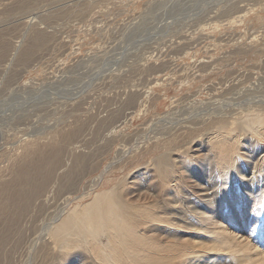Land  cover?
Returning <instances> with one entry per match:
<instances>
[{
  "label": "bare ground",
  "instance_id": "obj_1",
  "mask_svg": "<svg viewBox=\"0 0 264 264\" xmlns=\"http://www.w3.org/2000/svg\"><path fill=\"white\" fill-rule=\"evenodd\" d=\"M24 1L30 0H0L1 10ZM81 2L83 13L94 9L95 0ZM262 7L264 0H219L205 13L213 11L214 18L200 28L165 50L154 48L128 61L127 71L137 65L133 72L139 78L121 87L111 78L106 91L94 96L97 102L88 100L91 96L81 99L79 88L48 94L58 106V120L49 131L31 133L23 127L25 135L23 130L8 141L2 122L0 264H264V103H236L232 90L243 75L228 77L219 90L206 86L201 104L195 98L199 91L173 98L170 110L151 118L146 128L122 132L134 110L146 106L141 90L168 77L171 63H151V58L164 52L185 55L204 72L219 61L195 65L199 41L233 42L235 49L240 37L234 30ZM32 18L0 27V87L17 82L58 39L56 30L43 29ZM21 25L27 29L12 37V28ZM218 33L224 34L216 38ZM250 36L264 40V30ZM144 70L149 79H141ZM226 94L225 101L216 98ZM116 139L119 148L113 150ZM104 154L111 155L109 165L83 184ZM127 165L113 184L96 188L104 172ZM248 170L252 176L245 179Z\"/></svg>",
  "mask_w": 264,
  "mask_h": 264
},
{
  "label": "rangeland",
  "instance_id": "obj_2",
  "mask_svg": "<svg viewBox=\"0 0 264 264\" xmlns=\"http://www.w3.org/2000/svg\"><path fill=\"white\" fill-rule=\"evenodd\" d=\"M77 1L80 3L73 2V4L68 0H65V2L64 0L24 1L21 3L23 7L10 6L8 9L3 10L6 13H3L0 5V20L4 21H2L3 23L0 22V27L2 25L12 26L23 19L25 21H28V19L33 20V16L38 26H42L39 27L46 28V30L50 29V31L52 28L58 33V39L52 43L50 50L44 51L42 55H39L41 58L38 57V60L36 59L31 67L25 69L17 82H12L8 86L4 84L2 85L3 87H0V124L2 122L5 123V125H1L5 127L2 130L5 136L8 137V141H11V139L15 141L17 136L22 135L21 132L23 130V135H25L26 129H30L28 132L31 133H44L50 130L48 126H52L56 123L54 120H58V106L53 104L52 100L48 98L50 93L54 94L61 89L62 91H70L79 88L80 94H82L81 99L91 96L88 100L93 101V98L96 99L97 93H101L103 90L106 91L107 87L105 86L111 78H115L112 83L114 87L117 84L121 87V82L126 80L139 78V75L135 74L137 71L133 72L137 65L131 67V72L127 71L126 65L130 61L136 57L135 61L140 60L145 54H148V51L154 48L165 50L167 46L174 44L175 40L177 42L180 39L178 37L185 36V34L188 35L189 31L191 33L193 32L192 30L197 29L199 26L201 27L202 22H206L208 18H214L212 15L213 11L209 14L205 13L209 12L211 7L219 2V0H95L94 9L83 13L81 11L83 8L81 0ZM221 1L225 2L227 0ZM66 4L68 5L67 10L63 11V13H57V10L60 11ZM257 10H259L257 14L251 13L246 17L245 24L239 25L234 30L236 33L233 35L238 34L240 37L235 42V49H231L232 45H234L232 44L233 42H218L217 39L214 40L213 38L205 39L204 42L202 40L199 41L197 44L198 60L195 61V65L200 62L211 61V59L219 61L204 72H200L199 67L192 65L193 58L185 55L164 52L157 60L155 57L151 58V63L164 62L167 65L171 63L170 70L167 73L168 77L165 76V81L160 83L158 87L147 89L145 86L141 90L145 93L147 99L146 106L144 108L143 106L137 107L134 110L129 121L122 128L124 130L122 132L124 134H132L137 130L146 128L151 118L170 110L169 104L173 98L199 91V93H196L195 98L199 99V104H201L206 98L205 90H203L206 86L209 87L214 84L215 88L219 90L220 87L222 88L220 82H224L225 79L229 80L230 78L228 77L230 76L243 75V82L232 90L233 96L238 98L236 103H264V82L262 80L264 75V40L258 38V35L264 30V8ZM72 11L75 16H73ZM24 27L26 26L21 25L12 28L10 35L15 34L12 37H16L27 29V27ZM254 32L258 37L250 36L247 39V36ZM16 33L18 34L16 35ZM223 34L218 33L216 38H221ZM184 40L186 41L183 38L179 42ZM245 44L248 47H244ZM227 51L230 52L231 60H229L230 58H225V52ZM241 51H244V53ZM226 63L228 65H225ZM228 71L231 72L230 75H227ZM2 77L4 78V76ZM150 77L151 75H148L144 70L141 79H149ZM90 83L91 85H89ZM151 85L149 84V86ZM251 86H257L256 90L250 88ZM98 90L99 92H97ZM56 95L59 96L60 94ZM228 95H223V98H216L220 101H225L230 96ZM155 97L157 98L154 99ZM92 105L95 106L94 103ZM182 105L186 106L187 103L184 102ZM18 107L20 108L18 109ZM18 115L20 117H16ZM9 116L12 117L13 121L7 119ZM21 116L23 117L22 119ZM29 123L32 125H28ZM114 143L113 150L119 148V139H116ZM155 153H152V155ZM104 156V159H101L98 164L99 168L97 167V170L91 171L83 180V184L109 165L111 155L108 154L106 156L104 154ZM127 170H129V165L125 168L120 166L111 172H104V175L102 174L103 176H101L103 181L99 180L95 184L96 188L101 184L105 186L104 182L106 185L113 184ZM244 173L245 179H249L252 176L251 170Z\"/></svg>",
  "mask_w": 264,
  "mask_h": 264
}]
</instances>
